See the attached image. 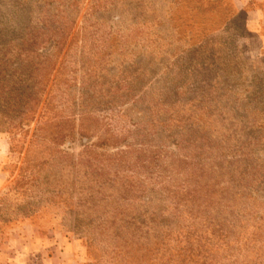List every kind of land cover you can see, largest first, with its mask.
Here are the masks:
<instances>
[{"label":"rangeland","instance_id":"1","mask_svg":"<svg viewBox=\"0 0 264 264\" xmlns=\"http://www.w3.org/2000/svg\"><path fill=\"white\" fill-rule=\"evenodd\" d=\"M245 22L233 0H0V264H264Z\"/></svg>","mask_w":264,"mask_h":264},{"label":"crops","instance_id":"2","mask_svg":"<svg viewBox=\"0 0 264 264\" xmlns=\"http://www.w3.org/2000/svg\"><path fill=\"white\" fill-rule=\"evenodd\" d=\"M236 10L246 15V31L259 43V52L264 56V0H233ZM8 153L7 141L0 136V163Z\"/></svg>","mask_w":264,"mask_h":264},{"label":"trees","instance_id":"3","mask_svg":"<svg viewBox=\"0 0 264 264\" xmlns=\"http://www.w3.org/2000/svg\"><path fill=\"white\" fill-rule=\"evenodd\" d=\"M221 235H224V233H222ZM179 243L181 244L180 240ZM203 247H194L193 245H188L187 247H183L180 249H175V250H170L167 249L166 251V256L170 255L172 256L169 260V263H171L172 259H174L175 257L177 258V260H180V263L183 264V262H191L193 259L195 258H201L203 257L204 259H210L209 254L206 252L203 254L202 252ZM231 259V258H230Z\"/></svg>","mask_w":264,"mask_h":264}]
</instances>
